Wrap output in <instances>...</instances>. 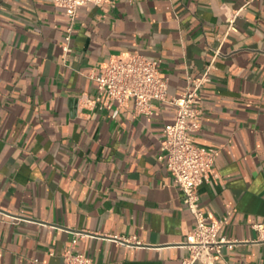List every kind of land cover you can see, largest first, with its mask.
Returning <instances> with one entry per match:
<instances>
[{
  "label": "crops",
  "instance_id": "0c3cea01",
  "mask_svg": "<svg viewBox=\"0 0 264 264\" xmlns=\"http://www.w3.org/2000/svg\"><path fill=\"white\" fill-rule=\"evenodd\" d=\"M68 25L47 0H0V264H66L65 254L180 264L187 255L195 222L157 159L173 108L84 104L95 96L90 76L131 53L159 62L168 100L210 67L191 138L218 151L198 187L229 243L215 264H264L252 228L264 223V0L83 6L64 58Z\"/></svg>",
  "mask_w": 264,
  "mask_h": 264
},
{
  "label": "built area",
  "instance_id": "2783aa9c",
  "mask_svg": "<svg viewBox=\"0 0 264 264\" xmlns=\"http://www.w3.org/2000/svg\"><path fill=\"white\" fill-rule=\"evenodd\" d=\"M60 9L68 20L64 42L61 46L64 58L71 53V36L78 10L87 5L98 8L112 7L115 0H47ZM238 12L227 18L228 30H234ZM210 67L196 79H189L184 92L178 98H166L167 81L159 74V62L147 60L138 53L114 56L90 78L95 82V96L86 99L88 108L107 110L133 103L135 113L151 114L153 102L164 103L174 110V120L162 131L163 143L158 161L170 174L173 183L182 193V202L193 216L195 226L182 246L187 255L180 264H215L221 257V248L229 244L218 238L221 223L206 215L200 206L198 187L213 176V165L218 155L215 149L196 146L191 138L200 125L199 93L209 82ZM257 233L255 242L264 243V223L253 224ZM77 236H79L77 234ZM76 239L72 240L74 245ZM66 264H92L81 254H65Z\"/></svg>",
  "mask_w": 264,
  "mask_h": 264
}]
</instances>
